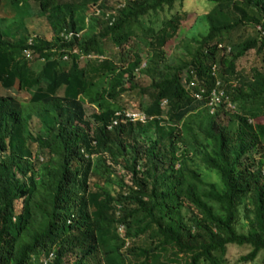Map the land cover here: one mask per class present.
Here are the masks:
<instances>
[{"label":"trees","instance_id":"obj_1","mask_svg":"<svg viewBox=\"0 0 264 264\" xmlns=\"http://www.w3.org/2000/svg\"><path fill=\"white\" fill-rule=\"evenodd\" d=\"M181 1L0 0L50 30L46 38L0 14V264H225L229 243L248 247L242 261L262 251L264 262V0H211L205 32L180 40L169 62L163 46L185 17ZM163 7L172 11L143 23ZM83 26L85 37L58 34ZM73 46L103 58L80 59ZM248 50L258 66L246 69L238 59ZM215 79L232 108L209 112L205 92L191 95ZM126 90L146 96L139 108L151 117L116 115L107 127ZM84 102L97 109L86 114ZM112 165L128 179L110 178ZM240 205L245 230L235 227Z\"/></svg>","mask_w":264,"mask_h":264},{"label":"rangeland","instance_id":"obj_2","mask_svg":"<svg viewBox=\"0 0 264 264\" xmlns=\"http://www.w3.org/2000/svg\"><path fill=\"white\" fill-rule=\"evenodd\" d=\"M107 1L115 5L118 1H121V0H107ZM212 4H213V1L211 0H183L181 1V3L174 5L175 8H179L180 10L182 9L183 11H186V13H185L184 19L181 21V24L175 36L169 39L167 44L163 46L164 53L167 56L166 59L169 62L170 61L176 62L175 55L180 50V48L177 45L180 40H187V38L191 36L198 37L201 33L205 32L206 25H207L206 18H205V12ZM90 7L92 8V5H90L89 8H86L84 12L82 11L85 16V19L87 20L90 14L89 12L92 11ZM170 11H172V8L169 9L167 7H163V9L161 10H158L154 13H150L144 16L143 23L152 22L154 24H157L159 20L161 18H164L166 15H168ZM0 14H3L4 16H6L4 17V19L6 20L15 19L17 16H22V18H24L25 22L27 23V28L30 30V32L37 34V35L43 34L46 38H48V36L50 35V30L47 27L43 17L39 16L38 14L30 15V11H27L26 8H22V7L12 8L11 6H9V4L3 5V6H0ZM79 31H80L79 36L81 35V32H82L83 37H85L87 36L89 29L87 26H83L82 31L81 30ZM131 40L133 42L132 48L135 49L142 56V59H143L147 51L144 41L139 36L134 37ZM107 46H108L107 47V51H108L109 45L107 44ZM252 57H253L252 51L248 50L243 56L239 57L238 64L242 66V68H246V69L248 67L252 68V67L258 66V62L252 61ZM135 76H136L135 80L139 84L143 85L148 82V77L146 76V74H139V73L137 74V71H136ZM12 90L14 91L13 88ZM19 95L24 99L26 97V93H19ZM134 97L136 96L131 91L126 90L118 96L117 100L121 104V106L123 105L126 107H134V108L141 107L148 100L146 96H143V98L140 100H137ZM141 100H142V103L140 102V105H138L139 101ZM84 109H85L86 114H89L92 110H96L97 106L84 102ZM226 112L228 113L226 116L230 118L228 119V125L233 126L235 123V117H234L235 111L230 110ZM226 116L223 117V121L226 120ZM258 119L264 121V114L259 116ZM162 121L168 122L167 119H163ZM29 126L32 129H39V124H37L35 119H33L30 122ZM152 137H153V133L151 131L145 132L144 134L141 135V139L143 141H149L150 139H152ZM112 169L113 171L109 175L110 178L114 177L115 176L114 174L119 173L120 175L121 174L124 175L123 176L124 180L128 179L127 178L128 175L126 173H123V171L119 168L118 165H112ZM207 178L210 180L216 179L213 174L207 175ZM103 184L106 188L108 189L110 188L109 179H107ZM15 206L16 208H18L19 200H16ZM238 208H239V219L236 222L235 227L237 230H245V225L243 224L244 218L240 215L242 212L241 205ZM117 225L118 224H115V231L117 234L122 235L124 232L123 230L124 228L122 230L118 229ZM247 250H248V247L246 245H236V244H230V243L227 244L226 252H225V256H226L225 264H263L264 263L262 259V255H263L262 251H259L253 259L242 261L240 259V256L241 254H244Z\"/></svg>","mask_w":264,"mask_h":264},{"label":"built area","instance_id":"obj_3","mask_svg":"<svg viewBox=\"0 0 264 264\" xmlns=\"http://www.w3.org/2000/svg\"><path fill=\"white\" fill-rule=\"evenodd\" d=\"M254 27L257 31L262 32V27L260 24H255ZM58 34L61 38L68 39V38H71L72 36L79 37L80 31L73 30V29H67V30L62 29L61 31H59ZM28 43H30V39H28ZM71 52L77 54L78 58L80 59H93V58L102 59L103 58L102 53H96V52H91V51L84 52L83 50L78 49L76 46L72 47ZM21 53L27 59L31 58L32 56V51L29 47H24ZM66 56L67 55L65 53H62L61 57L66 58ZM38 59L42 60L43 58L39 57ZM193 84H194L193 80L188 81V85H193ZM203 92H205L206 94L204 105L207 107L209 112H213V110L221 103H224V105L231 107V108L234 106V104L227 99V96L224 92V88L219 79H215L214 84L206 90H204L202 86L197 87L195 90H191V95L194 98H201ZM163 101L164 100H162L161 103H163ZM113 115L114 116L111 118L110 122L107 124V127H110L111 125L117 122L118 118L116 117V115L122 116L123 118L129 121H139V122H144L148 118L151 117V115L146 114L140 108H134V107H123L122 109H116ZM117 228L122 230L123 224L119 223L117 225ZM50 255H51V252L47 254V256H50ZM44 262H45V259H42V263Z\"/></svg>","mask_w":264,"mask_h":264}]
</instances>
